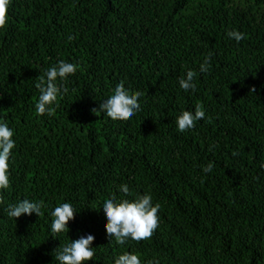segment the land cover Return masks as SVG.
Returning a JSON list of instances; mask_svg holds the SVG:
<instances>
[{
  "label": "trees",
  "instance_id": "obj_1",
  "mask_svg": "<svg viewBox=\"0 0 264 264\" xmlns=\"http://www.w3.org/2000/svg\"><path fill=\"white\" fill-rule=\"evenodd\" d=\"M61 60L77 71L57 81L68 92L55 114L38 115L35 85ZM189 70L196 89L185 92ZM121 81L144 93L141 110L127 121L94 114ZM196 105L205 118L180 132L177 117ZM0 122L16 145L0 193V264H59L56 252L88 234L85 264L125 252L141 264H264V0H11ZM144 194L161 206L153 236L109 242L103 202ZM25 198L43 201L44 215L9 218L3 208ZM65 202L75 218L53 237L51 211Z\"/></svg>",
  "mask_w": 264,
  "mask_h": 264
},
{
  "label": "clouds",
  "instance_id": "obj_2",
  "mask_svg": "<svg viewBox=\"0 0 264 264\" xmlns=\"http://www.w3.org/2000/svg\"><path fill=\"white\" fill-rule=\"evenodd\" d=\"M11 0H0V29L6 28L8 24V8ZM230 39H234L239 43L245 38V34L236 30H230L227 33ZM73 39V37H69ZM211 54L205 56L199 69L201 73H207L211 68ZM77 71V65L74 63L58 62V65L52 66L45 70L44 75L39 77V82L35 87L39 90L40 95L35 105L38 115H54L55 108L52 105L57 104L58 96L62 97L68 92V88L63 83L57 81H66L69 76L74 75ZM196 73L189 70L185 77L179 80V86L185 91H195L196 85L193 82ZM46 77V80H45ZM254 92L255 89L253 88ZM144 93L141 91L130 92L125 88L124 82L121 81L114 89V93L105 101L100 103L99 108H93L91 111L97 116L101 113L106 114L112 120H130L138 111L141 110L139 98ZM205 118V111L202 105H196L194 113L191 111H183L176 119L177 128L180 132H186L193 129L198 120ZM14 132L8 127L7 123L0 122V193L6 191L11 186L9 173V158L14 149L15 141L12 139ZM234 155L236 153H233ZM214 164L208 163L203 167L205 173L213 171ZM119 190L125 195L130 194L127 184L120 185ZM0 205H5V198L0 194ZM46 207L43 201L33 202L23 199L17 203H9L3 208L9 218H19L22 215H32L35 213L38 217H42L44 212L41 210ZM160 204L153 205L152 196L144 194L135 200L122 199L117 201L115 195L103 202L102 208L107 218L105 224L106 233L109 237L115 238L118 245H125L131 239L134 241H142L150 239L155 230L159 227ZM101 208V207H100ZM100 208H95L99 210ZM76 210L68 203H62L51 211L53 218L50 225V231L53 237L59 236L61 233L69 231V221L75 218ZM95 237L91 234L81 236L78 239L71 240L70 243L64 245L62 249L56 252L54 259L59 264H85L86 261L93 259L95 253L93 251V241ZM115 264H141V260L137 254L125 252L115 259ZM149 264H159V261L149 262Z\"/></svg>",
  "mask_w": 264,
  "mask_h": 264
}]
</instances>
